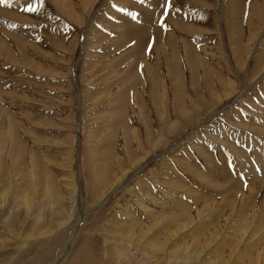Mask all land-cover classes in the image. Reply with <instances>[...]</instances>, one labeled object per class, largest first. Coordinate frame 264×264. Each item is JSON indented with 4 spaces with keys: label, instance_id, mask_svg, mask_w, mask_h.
I'll list each match as a JSON object with an SVG mask.
<instances>
[{
    "label": "rangeland",
    "instance_id": "obj_1",
    "mask_svg": "<svg viewBox=\"0 0 264 264\" xmlns=\"http://www.w3.org/2000/svg\"><path fill=\"white\" fill-rule=\"evenodd\" d=\"M225 1L172 3L169 19L190 29L169 22L166 37L181 46L190 33L216 79L199 73L176 95L166 75L157 111L134 84L114 83L122 1L88 0L69 19L41 0L13 33L37 54L0 55V264H50L67 244L62 264H264V26L236 60ZM263 3L247 6L258 17Z\"/></svg>",
    "mask_w": 264,
    "mask_h": 264
},
{
    "label": "bare ground",
    "instance_id": "obj_2",
    "mask_svg": "<svg viewBox=\"0 0 264 264\" xmlns=\"http://www.w3.org/2000/svg\"><path fill=\"white\" fill-rule=\"evenodd\" d=\"M77 1H78L79 9L77 6H73L71 4V0H48L50 5H52L54 9L60 11L62 14L65 15L64 17H67L69 19L73 17L72 13L74 12H76L77 14L80 13L82 7L87 12L86 9L89 6L85 7V5L88 0H75V2ZM120 1L124 3L122 5L120 4V6L127 9V12H132L136 14V19H133L131 16H129L127 12L119 11L117 14V23L116 24L111 23L112 29L116 28V34L118 36V39L117 40L115 39L116 42L114 48H110L108 52L109 51L119 52L117 55L118 57H116L113 61L117 60L116 63L118 65L117 68L118 72L122 67V71L120 72V74L118 73L120 76L114 82L115 84L121 85L123 83L125 86L129 84L131 85L134 84L133 91L130 92L129 90V93H133L134 97L137 100H139L140 97L145 94L150 104L152 106L154 104L155 109L159 111L160 103L157 102L158 94L156 92V84L166 87V81H165L166 75L168 76V79L170 78L169 82L172 84L174 93L176 95H179L181 92H183V90H185L184 88L186 85L185 81L188 78H190L191 80L193 79L192 82L194 84L197 83L199 73L201 75L202 74L204 75V79H206L207 83H211L213 82L214 79H216L215 78L216 75H214L215 77L213 76V69L212 68L210 69L206 64L207 59H206V54L202 52L203 49L197 47L196 45L197 42L195 40H191V41L186 40V37L191 35L190 33L187 34L185 37L186 44L181 46L177 44L176 40H172L171 36H169V38L166 37L168 33L167 31H165V28L169 27V22H172L171 27L174 30L190 29V25L184 24L182 21L179 20V18H176L174 20L169 19V17L172 16L173 7H171V9L165 8V5L168 2V0H143L142 3L141 0H120ZM180 1L181 0H172V3L173 2L180 3ZM40 2L41 0H22V1L12 0L11 3L9 1L10 5L14 3L13 4L14 6L12 8L18 9V11L7 9L5 6H2L5 4L8 5L7 1L3 3L2 1L0 2L1 4L0 21L2 23L9 24L6 35L11 39L8 41V43H6L5 41V44H3V42L0 40V55L4 56L7 61L16 62L17 55L19 54H21L22 59L26 61L29 59L27 57L28 55L26 56V54H29V51L34 54L37 52L36 46L29 49L31 44L29 43L30 45L28 47V44L23 40L24 37L23 38H21L22 36L16 37L15 35H13V33L18 29L20 31L23 30L26 23L28 22L32 23L33 20L35 21L39 17L38 13L34 14L35 12L33 13L29 12L30 15L27 14L29 16L28 17L25 16L24 13L28 11L24 10V6L26 4L40 5ZM95 2L96 0H92V2H90L91 4L90 7L93 6V4H96ZM186 2L190 3V0H184V5ZM246 2L248 3V0H228L227 3L225 1V4H227L226 7V22L228 25L227 32L229 34L230 41L231 40L234 41L232 48L234 57L236 58V60L239 61L243 60V57L247 49L250 48L251 45L250 43L255 42V40L260 36L259 35L260 32H257L255 34L254 32H250L251 26L254 25L257 27L262 24L264 26V3L262 5L263 8L261 10V13L257 17L255 13H257L259 10L257 8H256L257 10H255V8H253L254 6L248 7L247 6L248 4ZM41 5H43V1L41 2ZM191 5L193 7H198L193 3ZM69 6L71 7V9ZM38 7H39V11H42L40 10L41 6ZM246 7L249 8V15L253 13L254 14L253 17L255 18L257 17L258 19H254L252 21L251 20L252 16L249 17L246 15L247 12ZM109 9L110 8L107 7L106 10L110 11ZM106 10L101 9V11L98 12L97 17L99 22L105 16ZM161 21L164 22L163 27L161 26ZM94 24L96 25V23ZM93 27L94 25L91 27V29H89L90 31L89 37L90 34L93 33L95 29ZM256 43H258L257 44L258 53L255 57L256 58L255 61L257 66L261 67L262 64L264 63L263 34L260 36V39L256 40ZM169 62L171 63V70L166 72L163 69V65ZM92 63L93 61H91V63L89 64ZM157 73L160 74L161 76L158 79H156ZM126 75L131 79V83L124 81ZM175 80H177L176 84H174ZM140 85H143L142 90H139ZM168 89L169 91H171V87L169 85H168ZM120 95H122L121 92ZM176 108L177 111L178 110L182 111L178 106H176ZM233 116H235V120L241 117L242 121H245V117H248L247 114H235ZM252 119H256V118H252ZM237 123L238 125L243 124L242 122H237ZM262 156L263 153L261 152L256 157H262ZM254 174L257 175L256 173ZM261 174L262 175H258V176H261L264 179L263 170ZM243 221H245V218ZM68 248L69 245L67 244L63 249L62 253L57 258H55L50 264H62V262L66 258V253Z\"/></svg>",
    "mask_w": 264,
    "mask_h": 264
},
{
    "label": "snow or ice",
    "instance_id": "obj_3",
    "mask_svg": "<svg viewBox=\"0 0 264 264\" xmlns=\"http://www.w3.org/2000/svg\"><path fill=\"white\" fill-rule=\"evenodd\" d=\"M143 2V0H141V3ZM113 7L114 8H117L118 11L120 12H127V9L123 8V7H118L116 4H113ZM171 7H173V4L171 2V0H168V2L166 3L165 5V8L166 9H171ZM25 11H28V12H36L39 10V7L38 5L36 4H28L25 8H24ZM127 14L129 16H131L133 19H136V14L135 13H132V12H127ZM167 14V13H166ZM161 26L163 27L164 26V22L161 21Z\"/></svg>",
    "mask_w": 264,
    "mask_h": 264
}]
</instances>
